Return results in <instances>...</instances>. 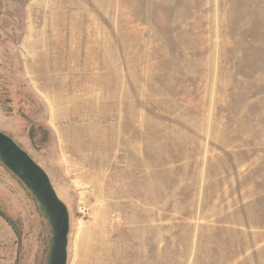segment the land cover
Masks as SVG:
<instances>
[{
    "label": "rangeland",
    "instance_id": "374dc122",
    "mask_svg": "<svg viewBox=\"0 0 264 264\" xmlns=\"http://www.w3.org/2000/svg\"><path fill=\"white\" fill-rule=\"evenodd\" d=\"M0 132L66 264H264V0H0ZM52 240L0 157V264Z\"/></svg>",
    "mask_w": 264,
    "mask_h": 264
},
{
    "label": "water",
    "instance_id": "95a60500",
    "mask_svg": "<svg viewBox=\"0 0 264 264\" xmlns=\"http://www.w3.org/2000/svg\"><path fill=\"white\" fill-rule=\"evenodd\" d=\"M0 157L14 172L28 181L35 197L51 220L53 240L49 264H66L68 218L64 206L50 186L48 177L25 152L1 132Z\"/></svg>",
    "mask_w": 264,
    "mask_h": 264
}]
</instances>
